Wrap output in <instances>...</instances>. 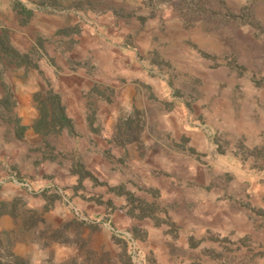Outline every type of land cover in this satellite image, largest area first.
Wrapping results in <instances>:
<instances>
[{
  "label": "crops",
  "instance_id": "obj_1",
  "mask_svg": "<svg viewBox=\"0 0 264 264\" xmlns=\"http://www.w3.org/2000/svg\"><path fill=\"white\" fill-rule=\"evenodd\" d=\"M69 15L33 0H0L6 44L21 56L34 49L31 65L9 67L21 78L0 75V101H12L18 126L11 131L0 123V205L17 200L56 222L76 211L87 219L81 236L91 251L115 248L113 227L138 237L148 256L175 235L188 248L191 236L202 243L219 224L228 233L240 200L234 177L241 197L253 198L247 207L264 220V162L250 171L249 160L231 158L219 171L210 154L209 168L227 171L225 186L203 190L202 133L186 127L179 98L171 108L157 81L133 66V33L122 27L127 17L85 11L78 23ZM0 225L10 229L3 208Z\"/></svg>",
  "mask_w": 264,
  "mask_h": 264
},
{
  "label": "rangeland",
  "instance_id": "obj_2",
  "mask_svg": "<svg viewBox=\"0 0 264 264\" xmlns=\"http://www.w3.org/2000/svg\"><path fill=\"white\" fill-rule=\"evenodd\" d=\"M33 1L70 12L68 17L78 23L84 20L80 13L85 11L113 9L127 17L122 27L127 35L133 33V66L137 63L157 81L158 95L169 96L171 108L173 99L179 98L186 127L202 133L203 150L197 161L203 165V190L211 186L220 193L225 186L227 171L218 175L215 168H209L210 154L217 155L219 171L226 162L231 164V158L235 163L249 160L250 171L259 170L258 164L264 162V0ZM6 33L0 32V75L19 79L9 67L31 65L34 49L28 50V56L17 54L6 44ZM144 94L156 97L148 90ZM6 103L0 101V123L17 130L14 105L11 100ZM17 181L23 185L22 179ZM233 184L240 200L228 233L219 224L215 232L203 234L202 243L191 236L188 248L175 235L171 241L160 240L155 246L161 247L153 250L155 256H148L137 243L139 238L126 231L134 243L133 258L127 239L110 230V237L117 240L115 248L105 253L91 251L87 238L81 236V222L87 219L78 213L79 218L76 211L72 219L49 221L11 200L0 205L10 217V229L0 230V264H264V220L247 207L253 198L248 193L241 197L243 189L235 177ZM177 219L185 216L178 213Z\"/></svg>",
  "mask_w": 264,
  "mask_h": 264
},
{
  "label": "built area",
  "instance_id": "obj_3",
  "mask_svg": "<svg viewBox=\"0 0 264 264\" xmlns=\"http://www.w3.org/2000/svg\"><path fill=\"white\" fill-rule=\"evenodd\" d=\"M74 214H78V212H75ZM78 216V215H77ZM79 217V216H78ZM80 218V217H79ZM111 231V233L116 236V237H120V238H125L127 239L128 241V244H129V248H130V254H131V257L133 258V254H135V247H134V243H133V240L132 238L130 237V235L126 232V231H121V230H118V229H115L113 227H111L109 229Z\"/></svg>",
  "mask_w": 264,
  "mask_h": 264
},
{
  "label": "trees",
  "instance_id": "obj_4",
  "mask_svg": "<svg viewBox=\"0 0 264 264\" xmlns=\"http://www.w3.org/2000/svg\"><path fill=\"white\" fill-rule=\"evenodd\" d=\"M61 121V120H60Z\"/></svg>",
  "mask_w": 264,
  "mask_h": 264
}]
</instances>
